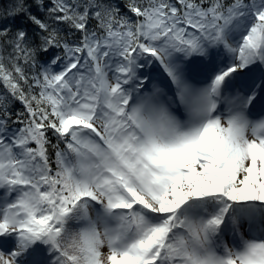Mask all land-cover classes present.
Returning a JSON list of instances; mask_svg holds the SVG:
<instances>
[{
  "label": "snow or ice",
  "instance_id": "6c2138e0",
  "mask_svg": "<svg viewBox=\"0 0 264 264\" xmlns=\"http://www.w3.org/2000/svg\"><path fill=\"white\" fill-rule=\"evenodd\" d=\"M0 264H264V0L0 5Z\"/></svg>",
  "mask_w": 264,
  "mask_h": 264
},
{
  "label": "trees",
  "instance_id": "16d2710c",
  "mask_svg": "<svg viewBox=\"0 0 264 264\" xmlns=\"http://www.w3.org/2000/svg\"><path fill=\"white\" fill-rule=\"evenodd\" d=\"M8 2H9V0H0V5H6ZM16 23H17V24L23 23V20H22V19L17 20ZM42 59H43V58H42ZM15 107H16L17 109L20 108L19 105H16Z\"/></svg>",
  "mask_w": 264,
  "mask_h": 264
}]
</instances>
